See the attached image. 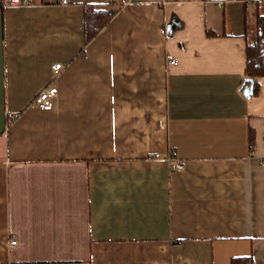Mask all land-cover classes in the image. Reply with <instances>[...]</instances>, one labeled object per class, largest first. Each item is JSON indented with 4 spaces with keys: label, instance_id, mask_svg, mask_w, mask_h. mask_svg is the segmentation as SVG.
Listing matches in <instances>:
<instances>
[{
    "label": "crops",
    "instance_id": "crops-1",
    "mask_svg": "<svg viewBox=\"0 0 264 264\" xmlns=\"http://www.w3.org/2000/svg\"><path fill=\"white\" fill-rule=\"evenodd\" d=\"M0 1V264H264V0Z\"/></svg>",
    "mask_w": 264,
    "mask_h": 264
},
{
    "label": "trees",
    "instance_id": "trees-1",
    "mask_svg": "<svg viewBox=\"0 0 264 264\" xmlns=\"http://www.w3.org/2000/svg\"><path fill=\"white\" fill-rule=\"evenodd\" d=\"M119 10V7L112 4L107 6L86 5L84 7L85 43L88 44L94 40L112 22ZM208 35L215 36L211 32H208ZM246 39V69L240 91L249 99L259 94V79L264 77V15H257L255 33L247 34ZM250 144L253 150L255 145L253 130L250 134ZM174 157V153L171 152L170 160ZM231 264H253L252 256L233 258Z\"/></svg>",
    "mask_w": 264,
    "mask_h": 264
},
{
    "label": "built area",
    "instance_id": "built-area-1",
    "mask_svg": "<svg viewBox=\"0 0 264 264\" xmlns=\"http://www.w3.org/2000/svg\"><path fill=\"white\" fill-rule=\"evenodd\" d=\"M32 4V0H7V5L10 7H27ZM172 64H176L177 62L172 60L170 61ZM54 70L59 71L62 68L61 64H57L54 67ZM58 94V89L56 87H50L39 93L32 104L42 110L50 111L53 109V100ZM176 169H182L183 164H177ZM17 244V241L11 242V246Z\"/></svg>",
    "mask_w": 264,
    "mask_h": 264
},
{
    "label": "rangeland",
    "instance_id": "rangeland-1",
    "mask_svg": "<svg viewBox=\"0 0 264 264\" xmlns=\"http://www.w3.org/2000/svg\"><path fill=\"white\" fill-rule=\"evenodd\" d=\"M255 33V32H254ZM254 33H250L251 35H253Z\"/></svg>",
    "mask_w": 264,
    "mask_h": 264
}]
</instances>
